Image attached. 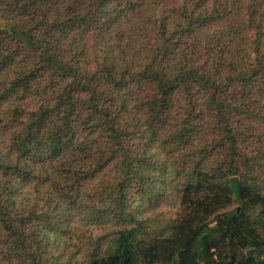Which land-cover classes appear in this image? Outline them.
Instances as JSON below:
<instances>
[{
    "label": "trees",
    "instance_id": "obj_1",
    "mask_svg": "<svg viewBox=\"0 0 264 264\" xmlns=\"http://www.w3.org/2000/svg\"><path fill=\"white\" fill-rule=\"evenodd\" d=\"M0 13V264H264V0Z\"/></svg>",
    "mask_w": 264,
    "mask_h": 264
},
{
    "label": "water",
    "instance_id": "obj_2",
    "mask_svg": "<svg viewBox=\"0 0 264 264\" xmlns=\"http://www.w3.org/2000/svg\"><path fill=\"white\" fill-rule=\"evenodd\" d=\"M9 26V22L5 21L2 14L0 13V28H6ZM231 189L235 193L236 197H239V176H233L230 178ZM247 254L251 256L252 250H248Z\"/></svg>",
    "mask_w": 264,
    "mask_h": 264
},
{
    "label": "rangeland",
    "instance_id": "obj_3",
    "mask_svg": "<svg viewBox=\"0 0 264 264\" xmlns=\"http://www.w3.org/2000/svg\"><path fill=\"white\" fill-rule=\"evenodd\" d=\"M175 212H177V210H175V209L172 210V213H175ZM246 252H248V250H246ZM252 253H253V252H252Z\"/></svg>",
    "mask_w": 264,
    "mask_h": 264
}]
</instances>
